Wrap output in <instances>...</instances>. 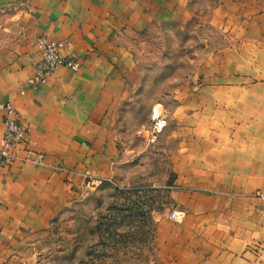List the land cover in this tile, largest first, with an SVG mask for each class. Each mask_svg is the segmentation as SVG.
Wrapping results in <instances>:
<instances>
[{"label":"rangeland","instance_id":"374dc122","mask_svg":"<svg viewBox=\"0 0 264 264\" xmlns=\"http://www.w3.org/2000/svg\"><path fill=\"white\" fill-rule=\"evenodd\" d=\"M254 1L185 0L162 24L129 33L138 76L116 115V162L103 179L63 162L37 166L49 170L33 174L39 209L0 238V264L161 263L159 231L179 225L169 218L177 204L191 206L192 194L177 193L238 175L241 126L264 128V4ZM18 11L35 17L30 0L0 14ZM28 201L16 192L0 206L25 211Z\"/></svg>","mask_w":264,"mask_h":264},{"label":"crops","instance_id":"0c3cea01","mask_svg":"<svg viewBox=\"0 0 264 264\" xmlns=\"http://www.w3.org/2000/svg\"><path fill=\"white\" fill-rule=\"evenodd\" d=\"M184 1L30 0L35 17H21V11L0 14V103L12 102L29 130L19 156L28 148L43 153L47 164L63 162L103 179L116 162L114 125L128 99L127 81L136 83L138 76L126 46L129 33L162 24L184 10ZM17 3L0 0V9ZM254 4L259 7L264 0ZM13 28L14 36L5 33ZM35 36L71 43L62 56L78 60L80 69L60 67L38 91L27 89L42 58L31 41ZM2 117L0 111V141ZM259 123L241 126L245 148L232 168L239 169L238 175L221 180L215 174L200 183L208 190L177 193L178 199L192 194L191 206L186 212L177 204L172 211L181 213L179 225L170 234L159 231L160 264H264V128ZM8 167L0 166V203L16 192L34 203L28 201L25 211L4 212L0 206V238L23 227L25 213L39 209L33 174L48 170L22 161ZM46 187L48 198L51 186Z\"/></svg>","mask_w":264,"mask_h":264},{"label":"built area","instance_id":"2783aa9c","mask_svg":"<svg viewBox=\"0 0 264 264\" xmlns=\"http://www.w3.org/2000/svg\"><path fill=\"white\" fill-rule=\"evenodd\" d=\"M35 46L40 51L42 58L37 63L33 77L26 81V88L38 91L54 75L57 69L65 67L72 71L80 69V62L75 59H67L62 56V51L71 46L65 41H51L46 37H39L35 40ZM26 90L21 91L25 94ZM0 111L3 113L2 124L4 134L0 141V160L4 167L13 165L16 161H22L34 166L45 164V155L31 149H24V156L20 157L18 152L26 143L29 130L19 120V114L12 102L0 103ZM153 119L156 121V130H162L166 126V121L156 118L155 111ZM181 213L172 211L170 218L178 221Z\"/></svg>","mask_w":264,"mask_h":264}]
</instances>
